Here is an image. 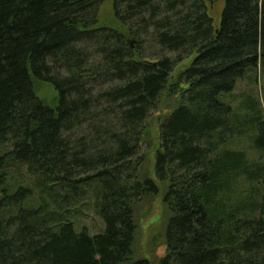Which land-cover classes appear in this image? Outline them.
<instances>
[{"label": "trees", "instance_id": "obj_1", "mask_svg": "<svg viewBox=\"0 0 264 264\" xmlns=\"http://www.w3.org/2000/svg\"><path fill=\"white\" fill-rule=\"evenodd\" d=\"M103 1L0 0V264H264V104L222 97L264 73V0L219 23L209 0H113L106 23ZM91 190L95 233L73 218ZM160 194L167 250L135 258V207Z\"/></svg>", "mask_w": 264, "mask_h": 264}, {"label": "rangeland", "instance_id": "obj_2", "mask_svg": "<svg viewBox=\"0 0 264 264\" xmlns=\"http://www.w3.org/2000/svg\"><path fill=\"white\" fill-rule=\"evenodd\" d=\"M208 7L216 18V22H220V13L224 6V0H209ZM213 2V3H211ZM113 0H104L99 11V18L103 22H111L113 15ZM263 88V92H262ZM254 93V94H253ZM252 94L257 99H259L262 104H264V73L260 69H254L246 74L245 77L239 78L235 84V87L230 92L225 93L222 97L225 101L232 104L235 111H240L244 113L242 108V101L249 95ZM39 95L46 99L50 104H54L57 101L58 90L51 83H41L39 85ZM167 108H169L170 102H167ZM162 109L160 112L164 113L168 109ZM159 121L157 119L150 120V134L148 139L150 141L148 156L150 169L155 162L154 151L157 145L156 134L159 132ZM237 131V130H236ZM233 133H236L235 131ZM232 133V135H233ZM228 136L231 135V132H228ZM251 140L253 138L249 134H243L241 136H235V139L232 141V146L236 148L245 149L250 157H258V153L252 148ZM146 144L143 150L146 149ZM2 149L5 147L2 146ZM146 151V150H145ZM147 153V151H146ZM13 170H17L15 166L12 167ZM11 172V174H12ZM22 172L23 181L28 178L25 173L24 168H21V171H16L14 174ZM91 200L83 203L81 209L74 210L73 218L76 220V226L78 229L87 226L90 233H95L100 231L104 227V221L100 214L97 211V205L95 203V198L93 197V191H90ZM169 216V210L167 206L163 203L162 194L155 197H148L139 202L135 207V220L138 225V231L136 235V240L134 242L133 256L135 258L140 257H149L151 261H156L158 257L162 256L166 252V244L164 242V230L166 226V221Z\"/></svg>", "mask_w": 264, "mask_h": 264}]
</instances>
